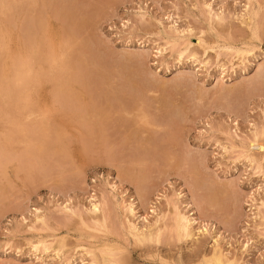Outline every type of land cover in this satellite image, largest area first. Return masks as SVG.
Wrapping results in <instances>:
<instances>
[{
    "label": "rangeland",
    "instance_id": "obj_1",
    "mask_svg": "<svg viewBox=\"0 0 264 264\" xmlns=\"http://www.w3.org/2000/svg\"><path fill=\"white\" fill-rule=\"evenodd\" d=\"M0 9V264H264V0Z\"/></svg>",
    "mask_w": 264,
    "mask_h": 264
},
{
    "label": "bare ground",
    "instance_id": "obj_2",
    "mask_svg": "<svg viewBox=\"0 0 264 264\" xmlns=\"http://www.w3.org/2000/svg\"><path fill=\"white\" fill-rule=\"evenodd\" d=\"M21 1V0H20ZM24 2H26V1H24ZM23 2V3H24ZM2 9V8H1ZM0 9V10H1ZM10 10H11V8H10ZM259 12V11H258ZM1 13H2V11H1ZM6 13V12H5ZM39 13V12H38ZM210 13V12H209ZM1 16V15H0ZM7 20V19H6ZM1 22V21H0ZM54 23V22H53ZM4 24V23H3ZM57 24V23H56ZM254 24V23H253ZM256 24V23H255ZM26 25V24H25ZM36 25V24H35ZM60 25V24H59ZM59 28H60V26H59ZM255 31V30H254ZM1 36V35H0ZM1 40V39H0ZM22 41L24 40V39H21ZM46 40V39H45ZM70 40H71V38H70ZM1 42V41H0ZM46 41H44V43H45ZM35 43V42H34ZM42 43V42H41ZM22 44V43H21ZM39 45V44H38ZM257 45V44H256ZM1 47V46H0ZM256 47V46H255ZM5 48V47H4ZM2 49V48H1ZM1 51V50H0ZM5 53H6V51H5ZM21 64H22V62H21ZM22 65H24V64H22ZM0 74L3 72L1 69H0ZM18 71V70H17ZM4 73V72H3ZM1 75H3V74H1ZM0 75V76H1ZM1 78V77H0ZM28 79V78H27ZM2 80V79H1ZM1 80H0V82H1ZM10 91V90H9ZM8 94H10V92L8 93ZM3 95H5L4 93H3ZM141 105V104H140ZM74 108V107H73ZM140 111H141V109H140ZM142 112V111H141ZM133 113V112H132ZM83 115V114H82ZM145 115V114H144ZM147 120V119H146ZM158 127V126H157ZM82 128V127H81ZM154 132V131H153ZM156 132V131H155ZM154 132V133H155ZM94 135V134H93ZM139 135V134H138ZM82 137H84V136H82ZM132 139V138H131ZM134 207V206H133ZM92 209V208H91ZM100 204H94V206H93V209H92V213H94V212H98V211H100ZM131 213V212H130ZM132 215V214H131ZM184 216H186V215H184ZM179 218V217H178ZM188 218V217H187ZM192 221V220H191ZM179 223V222H178ZM182 224V223H181ZM177 228V227H176ZM168 233V232H167ZM177 233L178 234H181L182 233V225H179L178 224V228H177ZM187 235V234H186ZM148 236H150V235H148ZM188 237V236H187ZM144 238V237H143ZM149 238V237H148ZM159 241V240H158ZM108 243V242H107ZM118 243V242H117ZM112 244V243H111ZM109 245V244H108ZM117 246V245H116ZM113 252V251H112ZM223 254V253H222ZM223 258V257H222ZM228 261V260H227ZM216 264H222L219 260H217V263Z\"/></svg>",
    "mask_w": 264,
    "mask_h": 264
},
{
    "label": "snow or ice",
    "instance_id": "obj_3",
    "mask_svg": "<svg viewBox=\"0 0 264 264\" xmlns=\"http://www.w3.org/2000/svg\"><path fill=\"white\" fill-rule=\"evenodd\" d=\"M205 7L211 9L212 6L211 5H205ZM215 19L216 20H220L221 17L220 16H216Z\"/></svg>",
    "mask_w": 264,
    "mask_h": 264
}]
</instances>
